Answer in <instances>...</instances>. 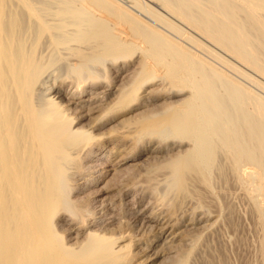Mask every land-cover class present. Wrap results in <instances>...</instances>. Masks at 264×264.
Wrapping results in <instances>:
<instances>
[{"label": "bare ground", "instance_id": "bare-ground-1", "mask_svg": "<svg viewBox=\"0 0 264 264\" xmlns=\"http://www.w3.org/2000/svg\"><path fill=\"white\" fill-rule=\"evenodd\" d=\"M152 140L175 152L139 208L131 181L107 189ZM214 179L248 200L264 264V0H0V264H229L205 242L229 213L204 205Z\"/></svg>", "mask_w": 264, "mask_h": 264}, {"label": "rangeland", "instance_id": "rangeland-1", "mask_svg": "<svg viewBox=\"0 0 264 264\" xmlns=\"http://www.w3.org/2000/svg\"><path fill=\"white\" fill-rule=\"evenodd\" d=\"M155 7V6H154ZM163 91H160V93L159 94H157V95H155L154 97H151L150 98V100L148 101V103L144 106V107H142V108H140V109H138L137 111H139V110H151V108H153V107H155V106H158V105H161L164 101V98H165V96H164V94L166 93V89H162ZM162 92H164L163 94H162ZM161 94V95H160ZM123 129V132H124V130L126 131V128L124 129V128H122V126H120L119 124L118 125H116L115 126V128H114V131H113V134L114 135H116V136H118L119 134H121V130ZM131 130H133V128H131ZM130 130V131H131ZM155 140V139H154ZM154 140H152L151 141V143L150 144H148L147 145V147L145 148V151L143 152V153H141V149L143 148V147H141V146H137L136 148H135V151L133 150V152L131 153V155H132V159H130V160H128L127 162L128 163H131V164H133L134 163V165H135V167H133L131 164V166L129 165V167H128V169L126 170V171H120L121 172V174H119L118 175V177L117 176H115V178H114V181H110L111 183H109L110 185L108 186V187H110L111 186V188H108L107 190H110V191H114V193H115V190H117L118 191V189L117 188H121L122 189V187H120V185H123L124 183H122V182H125L126 183V181L127 180H129V181H127V183H129L130 181H131V183H130V187H131V189H132V187H134L135 186V184H139V185H142L141 187H137V186H135L132 190L130 189V191L128 192L129 194H125L124 192H122L123 193V195H125L123 198H125V197H127V198H134V202H135V204L136 205H138V207L139 208H141V206H142V208H143V205L144 206H146V207H148V205H149V209H151L152 207H154L153 206V204L156 206L157 205V203H158V196H155V195H158L157 194V192L155 191L154 193H153V190H154V188H155V190H160V188H156V187H158V186H160L162 183H161V181L163 180V178L165 177V172H164V174H162V173H160V171H159V173L160 174H157L158 173V171H156V174L153 172L154 170L152 169V167L154 168V165L155 164H157V163H159L160 162V160L162 159V161L164 160V159H166L167 158V155L166 154H168V155H170V154H172L173 152H175V150H172L171 152L172 153H170V150L169 149H167V148H165V146H163V145H166L167 143H169L170 141H166V142H164V143H162V144H158L157 142H155ZM155 143H157L158 145H159V147H158V145H155ZM153 145H155L154 146V148L152 147ZM143 146H145V144H143ZM152 147V148H151ZM147 149V150H146ZM149 150V151H148ZM167 150V151H166ZM168 151H169V153H168ZM141 153V154H140ZM166 153V154H165ZM145 155H147V156H145ZM149 155V156H148ZM153 155V156H152ZM163 156V158H162V156ZM157 156V157H156ZM159 156V157H158ZM166 156V157H165ZM144 157V158H143ZM146 157H148L149 159H147L146 161L147 162H149V163H152L153 161H155V163L152 165H148V167H147V169H145L146 168V166H147V162L145 161V158ZM153 157V158H152ZM157 158V159H156ZM160 159V160H159ZM139 160V161H138ZM153 160V161H152ZM157 160H158V162H157ZM138 161V162H137ZM140 162V163H139ZM143 162H145V164L143 163ZM157 162V163H156ZM127 163V164H128ZM143 163V164H142ZM138 167H139V169H138ZM143 167V168H142ZM140 168H141V172H140ZM148 168H150V170L152 171H149L148 170ZM138 170V171H137ZM143 170H148L147 172H150L149 174L146 172V171H143ZM128 172V173H127ZM138 172V173H137ZM144 172H145V175H144ZM161 172H163V171H161ZM154 173V174H153ZM126 174V175H125ZM131 175V176H129L130 177V179L128 178V175ZM153 174V175H152ZM124 175V176H123ZM156 175H157V177H156ZM159 175V176H158ZM126 176H127V178H126ZM162 176H164L163 178H162ZM122 177V179H120V178ZM124 177V178H123ZM151 177V178H150ZM126 178V179H125ZM132 178V179H131ZM153 178V179H152ZM124 179V180H123ZM148 179H149V181H148ZM154 179H155V181H154ZM216 180H217V177L215 178ZM214 179V191L213 192H208L207 193V191H203L202 190V192H200L199 191V193L200 194H202V196L204 197L206 194H209V196L208 195H206V196H208V197H206L205 196V201L206 202H208L209 204L207 205V203L206 202H204V205L206 206V207H211V208H209L210 209V211L211 210H213L214 208H215V210L218 212V210H222L223 209V211H224V207H225V211L223 212L225 215H226V212H231V210L232 209H234V211H232L231 213H235L234 215H233V217H235V218H233V217H231V218H229L230 217V215H232L231 213H230V215H229V213H228V216H225V217H227L226 219H225V221H222V223H225L226 225V227L225 228H227V229H230L231 228V230H225V228L223 227L222 228V226H224V224H222V223H220L219 222V224H217L216 226H214V227H216L217 229H215L214 227H213V231H215V230H220L222 233H220V232H218V233H220V237H216L215 236V234L216 233H211L212 231H210L209 233L210 234H212V236H210L209 237V233L206 235V237H208V240H210V241H208L207 242V240L205 239V242L211 247H209L208 245V249H209V251L210 252H214V251H216V252H214V253H217V251L219 250V249H222L224 246H226V247H224L223 248V250L224 249H226V251L228 252V254H227V252H225L224 251V253H223V251L222 250H219V254H220V256H223L224 257V259L227 257V258H230L229 260H227L228 262L227 263H231V264H252V263H258L257 261H258V259L257 260H255V258H257V257H259L258 256V252H257V249H256V241H257V238H256V236L258 235V233H257V226H255V224H256V219L254 218L255 216H254V214L251 212V207H248L247 208V206L248 205H250L249 204V202H247L248 200L247 199H245L246 197L244 196V194L239 190L238 191V188H236L237 190H235L234 189V191H232V189H231V187H233V186H235L234 184L232 185V184H230L231 182H230V180L229 181H226L225 183L222 181V180H220V181H222V182H220L219 180V182L220 183H223V185H225L226 184V186H228V188L229 189H227L226 191H225V189L226 188H224V187H222V186H220L218 183L216 184V182H218V181H216ZM113 180V179H112ZM116 180H118V181H116ZM119 180H120V182H119ZM150 180H152V181H150ZM159 182H158V181ZM137 183H136V182ZM156 181L158 182V184L156 185ZM109 182V181H108ZM147 182H149V183H147ZM152 183V185H151V183ZM154 182V183H153ZM116 183V184H115ZM120 183H122V184H120ZM159 183H161V184H159ZM102 184V182L100 183V185ZM115 184V187L113 188L112 186ZM120 184V185H119ZM227 184H229V185H227ZM133 185V186H132ZM138 185V186H139ZM146 185V186H145ZM148 185V186H147ZM154 186H156V187H154ZM195 186L196 187H198V188H200V187H202V186H200V184H195ZM219 186V187H218ZM89 187V188H88ZM94 187V188H93ZM97 187L98 186H92V185H90V186H87V188H84V190H80L79 191V195L77 194V196L82 200H85V198L87 199V200H85V201H91L92 202V200H93V198H94V194L95 193H97ZM147 187H149V189L147 188ZM152 187H154L153 189H151ZM236 187V186H235ZM137 188V189H136ZM146 188V189H145ZM222 189V188H224V189H220V190H218V189ZM234 188V187H233ZM97 191H96V190ZM115 189V190H114ZM121 189H119V190H121ZM87 190H89V191H87ZM93 190V191H92ZM94 190H95V193H93L94 192ZM217 190H218V192H217ZM91 191H92V194H91ZM116 191V192H117ZM143 191H144V193H143ZM228 191V192H227ZM83 192H84V194H83ZM85 192H89V193H85ZM203 192H205L206 194H204ZM221 192H223L222 194H221ZM230 192V193H229ZM152 193L154 194V195H152ZM156 193V194H155ZM226 193V194H225ZM229 193V194H228ZM81 194V195H80ZM83 194V195H82ZM218 194V195H217ZM219 194H220V198H218L219 197ZM236 194V195H235ZM241 194V195H240ZM216 195V196H215ZM223 195V196H222ZM226 195V196H225ZM228 196V197H227ZM231 197V199H229L230 197ZM237 196H239V197H237ZM241 196H243L244 197V199H242L243 197H241ZM89 197V198H88ZM91 197V198H90ZM221 197H222V199H221ZM223 197L224 198H227L228 200H229V203L231 202V203H233V205H231L230 204V206L232 207H234V208H232V209H230V206L228 205L229 203H227L228 201H226L227 199H223ZM207 198H208V200H207ZM214 199V202L212 203V201H213V199ZM238 198V199H237ZM219 200V201H226V202H224L226 205H221V203L218 201V202H215L216 200ZM221 199V200H220ZM234 199V200H233ZM237 199V200H236ZM242 199V200H241ZM211 200V201H210ZM212 203V205H211V203ZM235 201V202H234ZM242 201L243 202H245V203H242ZM90 202V203H91ZM119 202V201H118ZM154 202V203H153ZM247 202V203H246ZM94 203V202H93ZM93 203H91V206H94L95 205V203L93 204ZM206 203V204H205ZM220 204V205H219ZM235 204V205H234ZM246 204V205H245ZM245 205V206H244ZM122 206H124V207H122ZM152 206V207H151ZM215 206V207H214ZM217 206H222L221 208H218ZM131 207V206H130ZM128 205L126 206V204L124 205V203H116L115 204V211H114V213H118L119 214V216L120 217H123V218H120L119 216H118V214L116 215V217L118 216L119 217V219H121V220H123L124 221V223H125V225H126V223H128L129 221V228H131L130 226L133 224V227L131 228L132 230H135L136 228H138V226H139V221L136 219V220H134L135 219V217H134V215H132L131 213H132V211H133V209H132V207H131V209H129L130 208ZM245 207L247 208V209H245ZM123 208V209H122ZM127 209V210H125V209ZM121 209V210H120ZM230 211H229V210ZM117 210V211H116ZM123 210V211H122ZM121 211L122 212H124V214L123 213H121ZM126 211V212H125ZM128 211V212H127ZM214 211V210H213ZM212 211V212H213ZM216 211H214V212H216ZM244 212V213H243ZM249 212H251V213H249ZM121 213V214H120ZM126 213V214H125ZM247 213V214H246ZM249 213V214H248ZM123 214V215H122ZM128 214V215H127ZM130 214H131V216H130ZM239 214V215H238ZM252 214V215H251ZM244 215V216H243ZM247 215H249V216H247ZM130 216V217H129ZM133 216V217H132ZM250 216H251V218H250ZM117 217V218H118ZM128 217V218H127ZM132 217V218H131ZM237 217H238V220H237ZM249 217V218H248ZM229 218V219H228ZM129 219V220H128ZM233 219H235V220H233ZM239 219H240V222H238L239 221ZM242 219V220H241ZM126 220V221H125ZM128 220V221H127ZM133 220V221H132ZM228 220H231V222H234V223H230V224H227V221ZM255 220V221H254ZM134 222H136V223H134ZM236 222H237V224H238V226H237V224H236ZM251 222V223H250ZM221 224V225H220ZM236 224V225H235ZM117 226H118V224H116ZM134 225L136 226V227H134ZM138 225V226H137ZM234 225V226H233ZM243 225V226H242ZM253 225V226H252ZM121 226V225H120ZM219 226L222 228V230H221V228H219ZM235 226H237L236 227V230H235ZM233 227V228H232ZM239 227V228H238ZM112 229H111V231L113 232L114 230L117 232V230H118V232H119V230H122L123 229V227L121 226V228L118 226V229H116L117 227L114 225V226H112L111 227ZM120 228V229H119ZM135 228V229H134ZM255 228H256V230H255ZM232 229H234V230H232ZM238 229V230H237ZM239 229L241 230L240 232H239ZM212 230V229H211ZM253 230V231H252ZM224 231V232H223ZM226 231V232H225ZM229 231H230V233H229ZM115 232V233H116ZM216 232V231H215ZM235 233V235H234V233ZM257 235H256V234ZM227 234H229L228 236H227ZM238 234H240V235H238ZM242 234V235H241ZM255 234V235H254ZM225 236V237H222V236ZM212 237H214V238H212ZM215 237H216V239H215ZM241 237H242V239H241ZM210 238V239H209ZM218 238V239H217ZM255 238H256V240H255ZM232 239H234V243H233V240L231 241ZM214 240H216V241H214ZM239 240L240 241H242V242H239ZM217 241L219 242V245H220V247H219V245H218V243H217ZM223 241V242H222ZM254 241V242H253ZM220 242H222V243H220ZM232 242V243H231ZM247 244H246V243ZM217 243V244H216ZM223 243H224V245H223ZM237 243H239V246H237L238 244ZM252 243V244H251ZM176 244H177V242H176ZM216 244V245H215ZM234 244V245H233ZM241 244V245H240ZM218 246V249H217V247H213V246ZM222 245H223V247H222ZM230 247H229V246ZM213 247V248H212ZM254 247V248H253ZM216 248V249H215ZM212 249H215L214 251H212ZM254 249V250H253ZM204 250V248L203 249H201V251H203ZM221 252V253H220ZM257 252V253H256ZM203 253V252H202ZM222 253H223V255H222ZM226 253V257L224 256V254ZM254 253H256V254H254ZM230 255V256H229ZM256 255V256H255ZM163 256V257H162ZM165 256H164V254L163 255H161V256H158L155 260H154V264H163V262H164V264H166V263H169L168 261L169 260H166V258L165 259H163ZM161 258V259H160ZM226 258V259H227ZM158 259V260H157ZM160 260H163L162 261V263H160ZM165 260V261H164ZM136 261H138V260H136ZM231 261V262H230ZM254 261V262H253ZM134 263H140V264H151V262H149V259H144V257H142V258H139V261L138 262H134ZM133 263V264H134ZM259 264V263H258Z\"/></svg>", "mask_w": 264, "mask_h": 264}]
</instances>
